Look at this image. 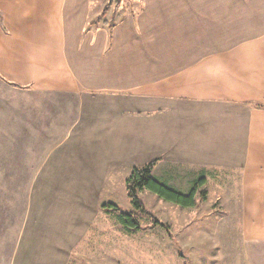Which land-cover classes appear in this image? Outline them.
<instances>
[{
  "label": "crops",
  "instance_id": "1",
  "mask_svg": "<svg viewBox=\"0 0 264 264\" xmlns=\"http://www.w3.org/2000/svg\"><path fill=\"white\" fill-rule=\"evenodd\" d=\"M0 80L53 98L32 103V144L76 109L99 177L158 160L172 189L235 194L264 264V0H0Z\"/></svg>",
  "mask_w": 264,
  "mask_h": 264
},
{
  "label": "rangeland",
  "instance_id": "2",
  "mask_svg": "<svg viewBox=\"0 0 264 264\" xmlns=\"http://www.w3.org/2000/svg\"><path fill=\"white\" fill-rule=\"evenodd\" d=\"M37 98L0 80V264H246L241 215L248 212L236 210L235 194L203 199L198 192L196 206L183 208L143 190L149 215L140 230L126 231L101 206L135 212L126 179L145 162L99 177L95 158L76 146L82 126L76 109L67 128L53 134L51 119L59 116L41 118L46 130L35 141L45 145L32 144L38 132H32V103L53 99Z\"/></svg>",
  "mask_w": 264,
  "mask_h": 264
},
{
  "label": "trees",
  "instance_id": "3",
  "mask_svg": "<svg viewBox=\"0 0 264 264\" xmlns=\"http://www.w3.org/2000/svg\"><path fill=\"white\" fill-rule=\"evenodd\" d=\"M158 160L150 162L144 167H135L126 179L128 198L135 208V212L123 211L115 203H106L102 209L107 213L116 216L119 224L129 232L141 229L142 217L149 215L145 210L143 203L139 198V193L148 190L159 196L161 199L177 204L183 208H194L196 206V196L201 192L203 198L206 197V191L200 189L205 185V179H200L192 188L188 195H184L175 189L160 182L153 176V171Z\"/></svg>",
  "mask_w": 264,
  "mask_h": 264
}]
</instances>
